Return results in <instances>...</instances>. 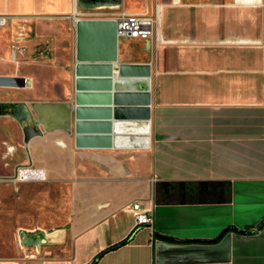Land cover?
I'll return each instance as SVG.
<instances>
[{"label": "crops", "instance_id": "crops-1", "mask_svg": "<svg viewBox=\"0 0 264 264\" xmlns=\"http://www.w3.org/2000/svg\"><path fill=\"white\" fill-rule=\"evenodd\" d=\"M123 11L156 15V34L119 37ZM0 14L14 39L0 74L31 81L0 99L31 112L0 114L5 142L71 183L72 215L19 227L47 243L0 251V264H90L126 238L95 264H264V0H0ZM136 201L152 225H137Z\"/></svg>", "mask_w": 264, "mask_h": 264}, {"label": "rangeland", "instance_id": "rangeland-1", "mask_svg": "<svg viewBox=\"0 0 264 264\" xmlns=\"http://www.w3.org/2000/svg\"><path fill=\"white\" fill-rule=\"evenodd\" d=\"M11 40L13 32L8 28H0V49L5 54L11 53ZM31 41L33 49H46L42 42L35 38H27ZM21 42L18 40L16 43ZM23 43V42H22ZM20 44V43H19ZM26 49V45H21ZM11 65L7 62L0 63V72H10ZM22 90L1 89L0 99H15L22 97ZM3 115H0V121ZM4 125L0 122V251L8 254L16 249L17 229L19 227L48 225L69 226L71 222L70 210V182L29 181L19 182L13 179L17 167L22 161L12 152L6 144L4 137ZM31 150L28 149L24 160H29ZM34 164V163H33ZM51 218V219H50ZM58 218V220H54ZM33 248V247H31ZM58 256L64 255V247L58 250Z\"/></svg>", "mask_w": 264, "mask_h": 264}, {"label": "built area", "instance_id": "built-area-1", "mask_svg": "<svg viewBox=\"0 0 264 264\" xmlns=\"http://www.w3.org/2000/svg\"><path fill=\"white\" fill-rule=\"evenodd\" d=\"M117 25V34L119 37H134L149 39L156 34L157 30V16L149 13H128L120 12L113 17ZM7 16L0 14V28L6 26ZM12 58H16V53H12ZM31 84L30 78L19 74L13 73L8 75L0 74V88L1 89H16L23 90L29 88ZM47 172L43 168L34 167L31 164L20 165L17 167L13 179L19 182H29V181H46ZM133 209L135 210V216L137 220V225H152L154 218L151 210H145L141 207V203L136 201L133 203ZM36 232L39 229L27 230L20 229L17 231V245L20 249L24 250L27 247H36V246H27L22 243L21 232L22 231ZM47 241H48V232H47ZM46 241V243H47ZM37 248V247H36Z\"/></svg>", "mask_w": 264, "mask_h": 264}, {"label": "water", "instance_id": "water-1", "mask_svg": "<svg viewBox=\"0 0 264 264\" xmlns=\"http://www.w3.org/2000/svg\"><path fill=\"white\" fill-rule=\"evenodd\" d=\"M79 4L84 7H103V6H120L123 0H78ZM84 19H81L79 25L83 29L88 30L92 33H106L112 34V24L102 23L98 21H92L83 23ZM88 20V19H86ZM99 20V19H89ZM110 42H107L109 45ZM0 114H9L13 116L18 122L23 124L26 120L31 118V112L29 108L22 102H0ZM246 232V231H244ZM21 240L24 245L36 246L40 248L47 241V231L39 230L36 232L22 231Z\"/></svg>", "mask_w": 264, "mask_h": 264}, {"label": "trees", "instance_id": "trees-1", "mask_svg": "<svg viewBox=\"0 0 264 264\" xmlns=\"http://www.w3.org/2000/svg\"><path fill=\"white\" fill-rule=\"evenodd\" d=\"M264 226V219L262 221L259 222L258 226H257V229L259 228H262ZM244 232V231H243ZM249 231H246V233H248ZM129 238H126L124 240H122L120 243L114 245V246H111L109 248H107L106 250L100 252L96 257L95 259L90 263V264H95L98 260L99 257H101L105 252L109 251V250H112V249H115L123 244H125L127 241H128Z\"/></svg>", "mask_w": 264, "mask_h": 264}, {"label": "bare ground", "instance_id": "bare-ground-1", "mask_svg": "<svg viewBox=\"0 0 264 264\" xmlns=\"http://www.w3.org/2000/svg\"><path fill=\"white\" fill-rule=\"evenodd\" d=\"M52 237V236H51Z\"/></svg>", "mask_w": 264, "mask_h": 264}]
</instances>
